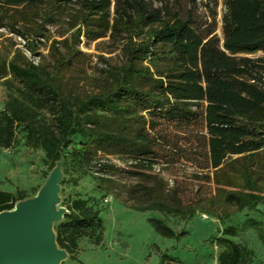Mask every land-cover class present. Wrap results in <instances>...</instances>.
I'll use <instances>...</instances> for the list:
<instances>
[{"label":"trees","instance_id":"trees-1","mask_svg":"<svg viewBox=\"0 0 264 264\" xmlns=\"http://www.w3.org/2000/svg\"><path fill=\"white\" fill-rule=\"evenodd\" d=\"M72 3L79 5L85 20L97 13L107 20L111 16L112 0H0V26L17 30L14 11L20 6L40 8L45 18L52 19ZM225 5L222 41L217 34L203 37L179 16L165 17L160 7L137 3L133 15L116 22L130 32V39L129 59L117 72L115 87L85 98H72L57 83L69 55L61 56L53 71L32 61L5 62L4 69L19 83L8 79L16 95L0 111V146L14 147L23 128L26 144L42 148L52 168L62 160L65 172L92 175L97 187L108 193L114 171L108 156L126 157L135 168L128 172L143 179L131 190L136 201L129 207L156 209L187 220L199 205L187 203L180 189H170L163 179L156 183L147 170L159 157L155 130L166 123L201 121L208 134L206 167L213 169L205 180L217 188L210 205L221 200L255 209L264 204V55L253 56L264 52V0H226ZM141 25L151 26L146 39L137 44L132 32ZM34 44L30 49L35 53ZM138 59L163 60L168 66L153 71L137 67ZM141 80L148 86L141 87ZM76 134L87 142L70 147ZM24 198L22 191L0 190V211L13 209ZM68 209L67 219L55 227L61 248L75 255L81 237L103 240L101 207L78 198ZM149 221L164 237L186 234L176 232L164 219L150 217ZM223 233L235 235L236 229L228 226ZM217 240L225 247L220 264H245L242 245L228 237Z\"/></svg>","mask_w":264,"mask_h":264},{"label":"rangeland","instance_id":"rangeland-1","mask_svg":"<svg viewBox=\"0 0 264 264\" xmlns=\"http://www.w3.org/2000/svg\"><path fill=\"white\" fill-rule=\"evenodd\" d=\"M225 1L112 0L108 20L102 13L85 20L79 5L73 3L52 19L45 18L40 8L20 6L14 11L17 30L0 26V111L9 97L16 95L8 79L14 85L19 83L8 69H4L5 62L32 61L53 71L58 59L69 55V62L63 65L57 83L72 98H85L115 87L117 72L129 59L130 39V32L116 26V22L126 21L128 15H133L137 3L160 7L165 17L179 16L188 20L203 37L217 34L223 41ZM150 26L134 29L132 37L137 44L146 39ZM78 30H81L80 35ZM32 43L36 45L35 53L30 49ZM262 55L264 52L253 56ZM135 65L148 66L154 71L156 67L166 70L168 63L138 59ZM148 84L146 80L139 82L141 87ZM153 134L159 139V157L147 171L156 183L163 179L170 189L178 187L187 203L199 205L195 215L186 220L156 209L140 211L129 207L136 201L131 198V190L143 179L128 172L135 168L134 162L126 157L108 156L114 165L109 193L97 187L92 175L65 172L62 164L57 208L66 209L67 213L74 199L88 200L90 205L101 207L105 228L102 241L98 243L95 237H81L79 251L75 255L67 253L58 264H220L219 254L225 247L218 237H228L242 245L246 251L245 264H264V204H258L255 209L239 208L236 203L221 200L210 205L209 199L216 196L217 188L214 182L205 180L209 173L213 174V169L206 167L208 134L203 123H166ZM17 136L14 147L0 146V190L15 194L22 191L24 199L33 198L51 174L52 163L46 161L42 148L26 144L23 128L18 130ZM85 142V137L76 134L72 136L70 147H80ZM150 217L164 219L176 232L186 231V234L179 238L164 237L151 224ZM66 219L63 216L55 220L54 229ZM228 226L235 227V235L223 233Z\"/></svg>","mask_w":264,"mask_h":264},{"label":"water","instance_id":"water-1","mask_svg":"<svg viewBox=\"0 0 264 264\" xmlns=\"http://www.w3.org/2000/svg\"><path fill=\"white\" fill-rule=\"evenodd\" d=\"M62 164L58 161L35 197L0 211V264H58L67 255L54 229V221L66 213L57 208Z\"/></svg>","mask_w":264,"mask_h":264}]
</instances>
